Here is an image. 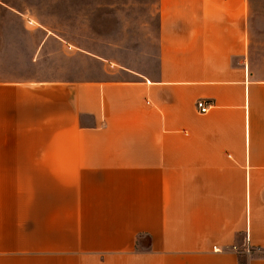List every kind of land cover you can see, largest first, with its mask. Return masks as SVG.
Segmentation results:
<instances>
[{
  "label": "crops",
  "instance_id": "obj_1",
  "mask_svg": "<svg viewBox=\"0 0 264 264\" xmlns=\"http://www.w3.org/2000/svg\"><path fill=\"white\" fill-rule=\"evenodd\" d=\"M258 1L0 0V264H264Z\"/></svg>",
  "mask_w": 264,
  "mask_h": 264
},
{
  "label": "rangeland",
  "instance_id": "obj_2",
  "mask_svg": "<svg viewBox=\"0 0 264 264\" xmlns=\"http://www.w3.org/2000/svg\"><path fill=\"white\" fill-rule=\"evenodd\" d=\"M83 8L81 9H70V8H59L56 9L54 7H46V23L53 27H59L64 25L66 22H71L75 19V17L82 18L83 22V37H89V29H90V1L91 0H82ZM9 2V1H8ZM258 8L255 10L254 18L249 24V32H250V50H249V64L254 69V77L255 78H264V0L258 1ZM25 13V16L28 17H43L44 10L43 9H32V10H20ZM21 15L16 12V10H9L0 8V20L3 18H15ZM65 26V25H64ZM63 27V26H62ZM8 28V29H7ZM0 31L9 32V27L5 25H0ZM3 43V46L0 47V54L5 56H9L8 52L10 47L8 46L9 42L4 40L0 41V44ZM20 50L21 58L24 59V52H26V47ZM5 68V66H4ZM26 70V68H25ZM4 75H6L4 73Z\"/></svg>",
  "mask_w": 264,
  "mask_h": 264
},
{
  "label": "built area",
  "instance_id": "obj_3",
  "mask_svg": "<svg viewBox=\"0 0 264 264\" xmlns=\"http://www.w3.org/2000/svg\"><path fill=\"white\" fill-rule=\"evenodd\" d=\"M210 106H211L210 103L208 101H206L205 99H198L196 101V108L198 109L199 112L204 113V112L208 111ZM232 248L237 253H243L246 255H251V254L261 250L259 247H249V246L241 248V249L237 248L236 246H233Z\"/></svg>",
  "mask_w": 264,
  "mask_h": 264
}]
</instances>
